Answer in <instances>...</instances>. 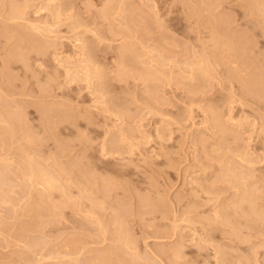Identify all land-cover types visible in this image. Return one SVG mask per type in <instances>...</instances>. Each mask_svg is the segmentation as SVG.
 Segmentation results:
<instances>
[{
    "label": "rangeland",
    "instance_id": "374dc122",
    "mask_svg": "<svg viewBox=\"0 0 264 264\" xmlns=\"http://www.w3.org/2000/svg\"><path fill=\"white\" fill-rule=\"evenodd\" d=\"M260 2L0 0V264H264Z\"/></svg>",
    "mask_w": 264,
    "mask_h": 264
},
{
    "label": "bare ground",
    "instance_id": "6f19581e",
    "mask_svg": "<svg viewBox=\"0 0 264 264\" xmlns=\"http://www.w3.org/2000/svg\"><path fill=\"white\" fill-rule=\"evenodd\" d=\"M254 1H255V0H254ZM256 1H257V0H256ZM257 3H258V2H257ZM260 3H261V2H260ZM262 3H263V0H262ZM262 3H261V4H262ZM13 4H14V3H13ZM263 4H264V3H263ZM254 5H256V4H254ZM256 6L258 7V4H257ZM259 6H260V5H259ZM261 6H262V5H261ZM14 7H16V6H14ZM105 7H106V6H105ZM253 7H254V6H253ZM188 8H189V7H188ZM259 8H260V7H259ZM15 9H16V8H15ZM107 9H108V8H107ZM107 9H106V10H107ZM195 10H196V9H195ZM255 10L257 11V9H255ZM262 10H263V9H262ZM192 11H193V10H192ZM192 11H191V12H192ZM197 12H198V11H197ZM263 12H264V11H263ZM194 13H195V12H193V16L195 17L196 14H194ZM254 14H255V13H254ZM260 14H261V13H260ZM263 14H264V13H263ZM198 15H199V12H198ZM258 15H259V14H258ZM263 16H264V15H263ZM198 17L200 18L201 16H198ZM255 17H256V16H255ZM257 18H258V17H257ZM260 19H261V17H260ZM262 21H264V19H263ZM262 21H261V22H262ZM261 22H260V23H261ZM262 25H263V24H262ZM211 27H212V26H211ZM215 30H216V29L214 28V31H215ZM212 31H213V27H212ZM28 32H29V30H28ZM262 32H263V31H262ZM262 32H261V34H262ZM214 33H215V32H214ZM214 33H213V36H214ZM30 34L33 35V33H30ZM221 34H222V33H221ZM32 35H31V36H32ZM218 35H219V34H218ZM222 35H224V34H222ZM263 35H264V34H263ZM24 36H25V35H24ZM27 36H28V35H27ZM27 36L25 37V39L27 38ZM28 37H29L30 39H31V38L33 39V37H30V35H29ZM219 38H220V36H219L217 39H219ZM224 38H225V36H224ZM229 38H230V37H229ZM234 38H235V37H234ZM27 39H28V38H27ZM30 39H29V41H31ZM221 39L223 40V38H221ZM221 39H220V40H221ZM226 39H227V38H226ZM226 39H225V40H226ZM23 40H24V38H23ZM215 40H216V38H215ZM228 40H229V39H228ZM238 40H239V38H238ZM25 41H26V40H25ZM36 41H37V40H35V42H36ZM226 41H227V40H226ZM26 42H27V41H26ZM26 42H25V48H27V46H26V45H27ZM38 42H39V40H38ZM38 42H37V43H38ZM214 42H216V41H214ZM233 42L235 43L236 41H231V42H229V43L226 42V44L228 43V45L233 46V45H234ZM237 42H238V41H237ZM27 43H29V42H27ZM33 43H34V41L31 42L30 45L33 44ZM43 43H44V42H43ZM217 43H219V40H218ZM230 43H233V45L230 44ZM34 44H36V43H34ZM39 44H40V43H39ZM46 44H47V43H46ZM224 44H225V43H223V45H224ZM236 44H237V43H236ZM17 45H18V43H17ZM19 45H20V44H19ZM30 45H29V46H30ZM37 45H38V44H37ZM43 45H44V44H43ZM48 45H49V44H48ZM48 45H47V46H48ZM216 45H217V44H216ZM20 46H21V45H20ZM20 46L17 47L16 49L20 48ZM38 46H39V45H38ZM47 46H46V48H47ZM231 46H229V47H231ZM238 46H239V45H238ZM32 47H33V46H32ZM32 47H30V48H32ZM36 47H37V46H36ZM41 47H42V46H41ZM41 47H39L38 50L35 48V50H36V51H39V49H40ZM43 47H44V46H43ZM234 47H235V46H234ZM234 47H233V48H234ZM21 48H22V46H21ZM21 48H20V49H21ZM25 48H24V49H25ZM46 48H45V49H46ZM226 48H227V47H226ZM233 48L231 47V48H229V50H230V49H233ZM33 49H34V48H33ZM45 49H44V50H45ZM227 49H228V48H227ZM234 49H235V48H234ZM29 50H30V49H28L27 51H29ZM40 50L43 51V48H41ZM233 51H234V50H233ZM239 51H240V50H239ZM15 52H16V51H15ZM24 52H25V51H24ZM25 53H26V52H25ZM236 53H237V52H236ZM16 54H17V53H16ZM18 54L21 55V54H22L21 51H20V53H18ZM23 54H24V53H23ZM23 54H22V55H23ZM132 54H135V53H132ZM132 54H131V55H132ZM221 54H222V53H221ZM26 55H27V53H26ZM41 55H42V54H41ZM123 56H125V55H123ZM135 56H136V55H135ZM223 56H224V53H223ZM17 57H18V56H17ZM24 57H25V56H23V58H24ZM20 58H21V57H20ZM20 58H19V59H20ZM23 58H21V60H22L21 62L24 61L25 58H24V59H23ZM122 58H123V57H122ZM26 59H27V58H26ZM26 59H25V60H26ZM29 59H30V58H29ZM132 59H133V57H132ZM16 60H18V58H17ZM237 60L239 61L240 58L237 59ZM26 61H27V60H26ZM26 61H24V62H25L26 64H28V62H26ZM134 61H136V59H135ZM241 61H243V60H241ZM123 62H124V64L126 63L125 61H123ZM120 63H121V62H120ZM128 63H129V62H128ZM136 63H137V62H136ZM204 63H205V62H204ZM122 64H123V63H122ZM126 64H127V63H126ZM129 64H130V63H129ZM199 64H200V66L202 65L201 62H200ZM130 65H131V64H130ZM203 65H205V64H203ZM203 65H202V66H203ZM243 65H244V62H243ZM24 66H27V65H24ZM198 66H199V65H198ZM198 66H197L198 69L195 67L196 70H197V72H198V70L201 69L200 66H199V67H198ZM202 66H201V67H202ZM206 66H207V65H205V66H203V67L206 69ZM131 67H132V65H131ZM133 67H135V66H133ZM137 68H138V67H137ZM199 68H200V69H199ZM138 69L140 70L141 67L138 68ZM146 69H147V68H145V69L143 70V67H142V70H143V71H145ZM147 70L149 71V69H147ZM209 70H210V69H209ZM209 70H208V67H207V69L204 71V72H207V73L204 74V73L202 72L203 75H204V76H203V75H202V76H203V77H205V75L208 76V74H209L208 71H209ZM140 71H141V70H140ZM143 71H141V72H143ZM149 72H150V71H149ZM197 72H196V73H197ZM146 73H147V71H146ZM193 73L195 74V72H193ZM199 73H200V75L202 74L200 71H199ZM246 73H247V72H246ZM148 74H149V73H148ZM151 74H152V73H151ZM198 75H199V74H198ZM200 75H199V77H201ZM250 75H251V74H250ZM246 76H247V74H246ZM195 77H197V76L195 75ZM247 77H248V76H247ZM201 78H202V77H201ZM249 78H250V76H249ZM204 79L206 80V78H204ZM247 79H248V78H247ZM247 79H246V80H247ZM198 80H199V79H197V81H198ZM201 80L203 81V78H202ZM201 80H200V81H201ZM249 80H250V79H249ZM197 83H198V82H197ZM200 83H201V82H200ZM202 83H203V82H202ZM193 84H194V83H193ZM203 84H204V83H203ZM201 85H202V84H201ZM197 86H198V85H197ZM203 86L205 87V84H204ZM201 88H202V87H201ZM4 91H5V89H4ZM3 96H4V95H3ZM1 97H2V96H1ZM11 98H13V96H12ZM8 103H9V102H8ZM8 103H7V104H8ZM16 105H17V103H16L15 105H13V107L15 106V107H14L15 109L18 108V107H17L18 105H17V106H16ZM19 106H20V105H19ZM2 109H4V108H2ZM8 110L10 111V108L8 109V107H7V111H8ZM0 111H1V110H0ZM16 111H17V112H16ZM18 111H19V109L14 110V112H16V113L14 114L13 111L11 110V114H12L13 116L16 117V115L18 114ZM20 112H22V114H21ZM214 112H216V110H214ZM3 113H4V111H3ZM6 114H8V113L6 112ZM11 114H9V115H11ZM20 114H21V117H23V118L25 117V116H22V115H23V111H21V110L19 111V116H20ZM213 114H215V113H213ZM217 114H218V112L216 113V115H217ZM1 115H2V114H0V116H1ZM3 115H4V114H3ZM9 115H7V116H9ZM12 115H11V118H12ZM216 115H215V116H216ZM217 116H218V118H219V114H218ZM3 117H4V116H3ZM15 117H14V118H15ZM17 117H18V116H17ZM17 117H16V120H15L14 118H13L12 120L17 121V119H18ZM1 118H2V117H1ZM1 118H0V121H3L2 119L5 120V118H2V119H1ZM19 118H20V117H19ZM23 118H22V119H23ZM65 119H66V118H65ZM6 120H8V117L6 118ZM9 120H10V119H9ZM18 120H19V122L22 123V120H21V121H20V119H18ZM215 120H216V119H215ZM215 120H214V122L216 123ZM23 121H25V120H23ZM10 122H12V121L10 120ZM17 122H18V121H17ZM17 122H16V123H17ZM219 122H220V121H219ZM3 123H4V122H3ZM52 123H54V122H52ZM217 123H218V121H217ZM220 123H221V122H220ZM220 123H219V124H220ZM6 124H7V123H5V126H6ZM8 124H13V125H14V122H13V123H8ZM8 124H7V128H8V129H7V128H4V127H3L4 125H3V126H0V129H1L0 132H1V131H3L2 133H6V132H8L7 134H9V135L12 134L14 131H13L12 128H11L12 126L10 127V125H9L10 128L8 127ZM222 124H223V123H221L220 125H221V127L224 129V127L222 126ZM16 125H17V124H16ZM16 125H15V126H16ZM216 125H217V124H216ZM220 125H219V126H220ZM18 126H19V125H18ZM18 126H16V127H18ZM217 126H218V125H217ZM224 126H225V125H224ZM2 127H3L4 129H3ZM221 127H220V128H221ZM222 128H221V130H222ZM227 128H228V127H227ZM227 128H226V129H227ZM5 129H6V132H4ZM18 129H19V128H18ZM228 129H229V128H228ZM9 130H11L10 132H12V133H10ZM224 130H225V129H224ZM262 130H263V129H262ZM233 131H234V130H233ZM21 132L23 133V131H21ZM227 132H228V131H227ZM229 132H230V131H229ZM2 133H1V134H2ZM16 133H17V132H16ZM225 133H226V130H225ZM263 133H264V132H263ZM20 134H21V133H20ZM20 134H19V136H20ZM26 134H27V133H26ZM229 134H230V133H229ZM232 134H233V133H232ZM232 134H231V135H232ZM234 134H235V133H234ZM13 135H14V134H12V135H10V136H13ZM15 135H16V134H15ZM21 135H22V134H21ZM24 135H25V133L23 134V136H24ZM231 135H230V137H231ZM26 136H27V135H26ZM234 136L236 137V135H234ZM15 137H16V136H15ZM24 137H25V136H24ZM235 137H234V138H235ZM237 137H238V136H237ZM12 138H13V137H12ZM28 138H29V137H28ZM26 139H27V138H26ZM232 139H233V135H232ZM236 139H238V138H236ZM236 139H235V140H236ZM13 140H14V139H13ZM15 140H17V139L15 138ZM235 140H234V141H235ZM23 141H26V140H23ZM232 141H233V140H232ZM14 142H15V141H14ZM27 143H28V141H27ZM21 144H22V143H21ZM21 144H19V146H21ZM24 144H25V143H23V146H24ZM19 146H17V147H19ZM17 147H16V149H17ZM21 147H22V146H21ZM21 147H19V149L23 150ZM19 149H18V150H19ZM30 149H31V148H30ZM21 150H20V152H21ZM25 150H28V149L26 148V146H25ZM25 150H23V151L26 153ZM23 151H22V152H23ZM31 151H32V149H31ZM24 152L21 153V155L25 154ZM32 152H33V151H32ZM29 153H30V152H29ZM29 153H28L27 155H29ZM16 154H17V153H16ZM33 154H34V153H33ZM35 154H36V153H35ZM18 155H19V154H18ZM31 155H32V153L30 154V157H31ZM36 155H37V154H36ZM47 155H48V154H47ZM49 155H50V154H49ZM19 156H20V155H19ZM37 156H38V155H37ZM40 156H41V155H39V157H40ZM22 157L24 158V156H22ZM27 157H28V159H27ZM30 157L25 155V158H26L28 161L25 160V161H27V163H25V162L23 161V163H25V164L28 166V167H26V165L23 166V168L25 169V171H24V170H23V171H24V173L26 174V176H25L24 173H22V174H24V175H22V177H23V178L25 177V178H24V180H25V184H26V180H28L30 186H32V184H33L34 186H35V185H36V186L38 185L37 187H39V188L42 189V190H40V189H38V188H37V189H38V191H41V192H43L45 188H46V189H47V188H58L59 190H60V189H63V186H64L65 184H64L63 186L60 185V184H58V183H59V181L57 180L58 178L56 179L55 177H53L50 171H46V169L49 168V167H47L46 169H44V168L41 166L42 164H41V165L39 164V166H38L37 164H38L39 162H35L36 159H33V160H35L34 163H37V164H35L36 168H37L38 170H40V171H42V169H44L45 171L43 170L42 172H40V171H38V170H34V169H35V166H34V169H33L32 166H33L34 164H33L32 160H31V159L34 157V155H33V157H32L31 159H30ZM48 157H49V156H48ZM44 158H46V157H44ZM20 160H21V157H20ZM22 160H23V159H22ZM46 160H47V159H46ZM4 161H5V160H4ZM15 161H16V160H15ZM16 162H17V161H16ZM21 162H22V161H21ZM1 163H3V161H2ZM5 163H7V162H5ZM5 163H3L4 166H5ZM9 163H11V162H9ZM12 163H13V161H12ZM3 164H2V165H3ZM32 164H33V165H32ZM9 165H10V164H9ZM6 166H7V165H6ZM37 166H38V167H37ZM40 166L42 167V169H40V168H41ZM17 167H19V166L17 165ZM31 167H32V169H33L34 171H33L32 169H29L30 171H27V170H26V169L31 168ZM44 167H45V166H44ZM50 167H52V166H50ZM15 168H16V167H15ZM20 169H21V168H20ZM50 169H51V168H50ZM50 169H49V170H50ZM1 170L3 171V169H1ZM18 170H19V169H18ZM51 170H52V169H51ZM228 170H229V169H228ZM228 170L226 169V171H228ZM26 171H27V172H30V173H26ZM37 171L40 172V174H39ZM52 171L55 172L54 170H52ZM223 171H224V170H223ZM226 171H224V172H226ZM43 172H44V173H43ZM46 172H48V173L51 174V175L48 176V175H47L48 173L46 174ZM53 172H52V173H53ZM229 172H230V171L227 172V175H223V176H228V173H229ZM35 173H36V174H35ZM55 173H56V172H55ZM37 174L40 175L39 177H42V178H40V180H37V179L39 178ZM222 174H223V172H222ZM225 174H226V173H225ZM229 174H230V173H229ZM231 174H232V173H231ZM0 175H2V174H0ZM27 175H28V178H26ZM229 176H230V175H229ZM36 177H37V178H36ZM0 178H1V177H0ZM23 178H22V179H23ZM29 179H30V181H29ZM59 179H60V178H59ZM230 179H231V178H230ZM56 180H57V181H56ZM22 181H23V180H22ZM57 182H58V183H57ZM70 182H71V181H70ZM30 183H31V184H30ZM242 183H243V182H242ZM56 184H58V186H59V187L61 186L62 188H61V187L59 188ZM26 185H28V184H26ZM245 185H246V183H245ZM245 185H244V186H245ZM83 187H84V186H83ZM67 188H68V187H67ZM81 188H82V187H81ZM46 189H45V190H46ZM64 189H65V187H64ZM64 189H63V190H64ZM79 189H80V187H79ZM83 189H84V188H82V189H80V190L82 191ZM63 190H62V191H63ZM36 191H37V190H36ZM38 191H37V193H36L37 195L39 194ZM60 191H61V190H60ZM41 192H40V193H41ZM64 192L66 193L65 190H64L62 193H64ZM82 192H83V191H82ZM243 192H244V193H247V190H246V191L243 190ZM65 193H64V194H65ZM43 194H44V193H41L42 196H43ZM39 195H40V194H39ZM44 195H45V194H44ZM65 195H66V194H65ZM45 196H46V195H45ZM45 196H43L44 198L40 196L41 198L38 197L40 200H39L38 198H37L36 200H37V201L39 200V201L42 202V199H44L43 201L46 202L45 199L47 198V200H48V196H46V197H45ZM66 197H67V195H66ZM246 197H247V196H246ZM69 198H70V197H67V199H69ZM142 198H143V197H142ZM145 199H146V198H145ZM246 199H249V196H248ZM243 200H245V199H243ZM39 201H38V202L34 201V202H36V204H33V207H36V208H35V210H36L35 212H37L38 206L42 204V203H41V204H38V203H40ZM96 201H99V202L102 203L101 200L96 199ZM250 201H251V200L249 199V202H250ZM27 202H28V201H27ZM247 202H248V200H247ZM30 203L32 204L33 202L30 201ZM30 203H27V204L25 203V204H26V205L24 204L25 207H26L28 204H30ZM31 204H30V205H31ZM37 204H38V205H37ZM46 204H47V203H46ZM46 204H44V205H46ZM51 204H52V203L50 202V206L53 205V204H52V205H51ZM67 204H68V203H67ZM30 205H28V206H30ZM34 205H35V206H34ZM42 205H43V204H42ZM100 205H101V204H100ZM28 206H27V207H28ZM31 206H32V205H31ZM31 206H30L29 208L32 209L33 207H31ZM46 206H49V205H46ZM152 206H153V205H152ZM248 206H249V205H248ZM39 207H40V206H39ZM48 208H49V207H48ZM53 208H54V207H53ZM249 208H250V207H249ZM247 209H248V207H247ZM250 210H251V209H250ZM31 211H32V210H31ZM119 211H120V210H119ZM119 211H117V212H119ZM37 213H38V212H37ZM90 213L93 214V211H92V212L89 211V215H91ZM38 214H39V213H38ZM95 214H96V212H95ZM114 214H116V213L114 212ZM119 214H120V213H119ZM119 214H118V215H119ZM116 215H117V214H116ZM120 215H121V214H120ZM92 216H93V215H92ZM114 216H115V215H114ZM118 217H120V216H118ZM116 218H117V216H116ZM117 219L120 220V218H117ZM113 220H114V219H113ZM98 221H99V220H98ZM101 221H102V220H100V223H99V222H97V223H99V225H101V223L103 222V221H102V222H101ZM122 221H123V220H122ZM122 221L120 220L119 222L121 223ZM3 222H4V221L2 220V221L0 222V224H1V223L3 224ZM114 222L117 223L118 221L115 219ZM114 222H113V223H114ZM119 222H118V223H119ZM124 222H125V220H124ZM30 223H31V222H30ZM118 223H117L116 225L114 224V225H115V226H114V227H115V230H117V229L120 230V229H121V232L123 233V231H125V230L122 231V227L124 226V223L122 222V225H123V226L119 224L120 228H117L116 226H118ZM104 224H105V223H104ZM25 225H26V224H25ZM99 225H98V226H99ZM1 226H3V225H1ZM119 226H118V227H119ZM121 226H122V227H121ZM125 226H126V224H125ZM24 227H25V226H24ZM99 227H100V226H99ZM103 227L105 228L106 225H104ZM125 228H126V227H125ZM125 228H124V229H125ZM97 229H98V228H97ZM102 229H103V228H102ZM102 229L100 228V231H101ZM119 230H117V231H119ZM127 230L129 231L128 227H127ZM127 230L125 231V234H123V235H122V233H120V232H119V233H120V235H119V234L115 231V233L118 234V236H117L115 239H118V238H119L118 240L120 241V237H121V235H122V236H123V237H121V240H122V241H120V242H121V243L123 242V244H121V243H120V244L123 245V247H126V248H128L129 245H130V244H129L130 242L127 243V241H126V240L128 239V238H127V237H128V232H127ZM104 231H106V230L104 229ZM98 232H99V231H98ZM101 232H103V231H101ZM101 232H99V233H101ZM126 233H127V235H126ZM102 234H104V232H103ZM102 234H101V235H102ZM116 234H115V235H116ZM115 235H113V236H115ZM102 236H103V235H102ZM105 236H106V234H105ZM129 236H130V235H129ZM99 237H100V235H99ZM129 240H130V239H129ZM113 241H114V240H113ZM115 241H117V240H115ZM130 241H131V240H130ZM26 242H27V241H26ZM112 243H113V242H112ZM117 243H118V242H117ZM25 244H26V243H25ZM125 245H126V246H125ZM25 246H26V248H27V246L29 247L28 244L25 245ZM109 246H111V245H109ZM113 246H114V245H113ZM127 246H128V247H127ZM130 246H131V245H130ZM111 247H112V246H111ZM116 247H117V246H116ZM178 247H179V245H178ZM29 248H30V247H29ZM29 248H27V249H29ZM117 248H118V247H117ZM117 248H116V250H117ZM121 248H122V247H121ZM131 248H132V247H131ZM175 248H177V247H175ZM179 248H180V247H179ZM181 248H182V247H181ZM181 248H180V250H178L177 252H180V251H181ZM108 249L110 250V248H108ZM112 249H113V248H111V250H112ZM119 249H120V248H119ZM122 249H124V248H122ZM122 249H121V250H122ZM128 249H129V248H128ZM171 249H172V248H171ZM105 250H107V249H105ZM109 250H108V251H109ZM114 250H115V249H114ZM112 251H113V250H112ZM173 251L175 252L176 249H175V250L173 249ZM173 251H172V252H173ZM110 252H111V251H110ZM113 252H114V251H113ZM121 252H122V251H121ZM126 252H127V250L125 249V253H126ZM111 253H112V252H111ZM175 253H176V252H175ZM180 253H181V252H180ZM105 254H106V253H105ZM109 254H110V253H109ZM134 254H135V253H134ZM134 254H133V255H134ZM176 254H177V253H176ZM181 254H182V253H181ZM101 255H102V254H101ZM103 255H104V254H103ZM133 255H132V256H133ZM134 256H136V255H134ZM175 256H176V255H174L173 257H175ZM101 257H102V256H101ZM178 257H179V255H178L176 258L178 259ZM180 257H181V256H180ZM64 258H65V257H64ZM66 258H67V257H66ZM112 258H113V257H112ZM136 258H138V254H137ZM69 259H70V258H69ZM69 259L67 258V260H69ZM76 259H77V258H75L74 260L77 261ZM101 259H102V258H101ZM104 259H105V258H104ZM67 260H66V261L64 260V261L67 262ZM97 260H98V259H97ZM102 260H103V259H102ZM105 260H106V259H105ZM107 260H108V259H107ZM118 260H119V258H118ZM57 261H58V260H57ZM64 261H63V262H64ZM70 261H71V260H70ZM70 261H69V262H70ZM72 261H73V260H72ZM72 261H71L70 263H72ZM55 262H56V261H54L53 264H54ZM59 262H60V261H59ZM63 262H62V263H63ZM69 262H67L66 264H68ZM73 262H74V261H73ZM77 262H78V261H77ZM110 262H111V261H110ZM113 262H114V259H113ZM118 262H120V261H118ZM57 263H58V262H57ZM78 263H79V262H78ZM107 263H108V261H107ZM142 263H143V261H142ZM50 264H51V263H50ZM58 264H60V263H58ZM64 264H65V263H64ZM75 264H77V263H75ZM112 264H113V263H112ZM143 264H144V263H143Z\"/></svg>",
    "mask_w": 264,
    "mask_h": 264
}]
</instances>
